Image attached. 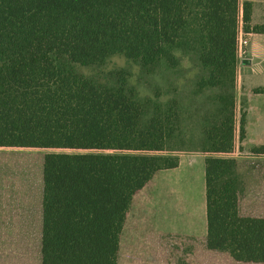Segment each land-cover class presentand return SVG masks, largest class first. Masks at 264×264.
<instances>
[{"label": "trees", "instance_id": "trees-1", "mask_svg": "<svg viewBox=\"0 0 264 264\" xmlns=\"http://www.w3.org/2000/svg\"><path fill=\"white\" fill-rule=\"evenodd\" d=\"M251 9V0H0V147L48 151L43 264H116L132 196L177 166L181 151L176 101L139 98L123 76L107 86L75 65L121 55L154 73L177 68V51L196 58L198 91L223 90L201 150L207 246L264 262V218L238 216L231 157L238 35L264 33L250 24Z\"/></svg>", "mask_w": 264, "mask_h": 264}, {"label": "crops", "instance_id": "crops-1", "mask_svg": "<svg viewBox=\"0 0 264 264\" xmlns=\"http://www.w3.org/2000/svg\"><path fill=\"white\" fill-rule=\"evenodd\" d=\"M250 24L264 26V0H251ZM235 71L237 214L264 218V33H247ZM242 115L243 138H239ZM47 150L0 147V264H43V162ZM131 198L116 264H264L207 246L205 159L179 153Z\"/></svg>", "mask_w": 264, "mask_h": 264}, {"label": "rangeland", "instance_id": "rangeland-1", "mask_svg": "<svg viewBox=\"0 0 264 264\" xmlns=\"http://www.w3.org/2000/svg\"><path fill=\"white\" fill-rule=\"evenodd\" d=\"M176 55L179 58L177 68L161 65L154 73H145L137 63L121 55L110 56L100 66L75 65V70L107 86L114 85L118 77L123 76L127 87L139 98L169 103L176 101L182 125V139L177 145L181 150L179 153L201 151L206 147L204 130L213 121L214 96L223 93V90L198 91L196 81L202 73L196 58L180 51Z\"/></svg>", "mask_w": 264, "mask_h": 264}, {"label": "built area", "instance_id": "built-area-1", "mask_svg": "<svg viewBox=\"0 0 264 264\" xmlns=\"http://www.w3.org/2000/svg\"><path fill=\"white\" fill-rule=\"evenodd\" d=\"M247 33L242 31L239 32L238 39H237V56L241 57L244 54L245 47L247 46Z\"/></svg>", "mask_w": 264, "mask_h": 264}]
</instances>
